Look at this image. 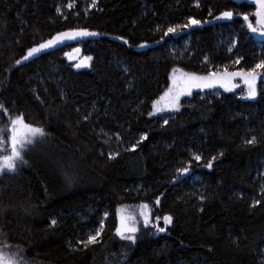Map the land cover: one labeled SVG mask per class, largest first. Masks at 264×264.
Returning a JSON list of instances; mask_svg holds the SVG:
<instances>
[{
	"label": "trees",
	"instance_id": "obj_1",
	"mask_svg": "<svg viewBox=\"0 0 264 264\" xmlns=\"http://www.w3.org/2000/svg\"><path fill=\"white\" fill-rule=\"evenodd\" d=\"M250 10L232 0H97L95 7L81 0H0V104L9 113L0 114V127L22 113L46 133L29 146L26 164L0 176V244L22 249L27 264H263L264 177L257 176L264 84L258 82L255 101L193 94L167 125L149 115L173 68L206 75L255 67L264 41L240 18H253ZM223 11L234 18L217 20ZM188 17L202 26L163 37L167 26ZM73 29L102 35L15 64L28 48ZM221 32L230 33L229 45L236 42L230 54ZM184 36L193 55L179 58L170 47ZM77 47L92 57L86 70L66 60ZM238 57V65L227 66ZM100 134L119 138L115 159ZM144 134L148 139L137 145ZM190 154H199L201 165L175 181ZM141 204L160 217V227L165 215L173 222L163 233L142 229L135 243L118 239L117 208ZM101 224L98 243H77Z\"/></svg>",
	"mask_w": 264,
	"mask_h": 264
},
{
	"label": "snow or ice",
	"instance_id": "obj_2",
	"mask_svg": "<svg viewBox=\"0 0 264 264\" xmlns=\"http://www.w3.org/2000/svg\"><path fill=\"white\" fill-rule=\"evenodd\" d=\"M97 0H91V7H95ZM255 7L254 17L255 25L250 19L248 14H242L241 19L247 24L248 29L252 33H258L259 36L264 37V0H251ZM71 6V5H70ZM199 5L197 4V7ZM59 11V9L57 10ZM211 16V11L209 12ZM234 18V13L232 11H223L220 15L216 16L217 20H232ZM190 26H202V22L193 17H188L187 22L183 24L169 25L166 30L163 31V37L178 35V29H187ZM157 31H160L159 27ZM102 33L89 31L87 29H73L68 31H63L57 33L55 36L39 42L35 46H32L27 49L26 54L20 60H16V65H21L25 61H29L30 58H36L38 55H42L45 51L55 48L58 45H62L66 41L83 39L86 37H96L100 36ZM117 40L123 39L122 37H115ZM160 41H158L159 43ZM124 43H128L127 40H124ZM233 42L232 46L235 47ZM148 45L142 44L140 47H147ZM232 48H229L231 52ZM75 53L80 52V48H74ZM69 59H72V56L69 55ZM241 58H237L234 63L239 64ZM91 56H85L83 58L84 62L77 63L75 66L77 68L86 67L87 61H91ZM256 69H264V60H261L255 65L251 70L243 69L238 71H229L226 67L223 72L209 71L207 75H198L195 72H186L181 68H173L170 80L172 86L164 93L163 96L153 102L152 111L149 115H156L157 113H163L165 111H180L181 106V97L191 96L194 89L203 91L205 89H213L219 86L225 91H233L236 84L233 83L236 77H240L244 84L247 86V94L244 97L245 99L255 100L258 96V89L256 87L257 75ZM179 74V75H178ZM0 114L7 116L8 109L5 105L0 104ZM10 126L9 127H0V174L13 173L17 169V163L26 164L27 160L25 159V153L29 151V146L37 142L38 138H43L46 133L45 130L41 127H37L33 124H30L25 121L24 115L21 113L16 115L14 118L9 116ZM165 125L168 124V120L163 121ZM7 133V135H6ZM147 134L141 136L140 140L137 141V145L144 140H147ZM255 138L249 140L248 143H253ZM5 144L7 147H5ZM137 145L131 146V151H136ZM223 155V153H221ZM193 160L199 162L202 157L197 154L192 157ZM216 157L213 156L210 161L207 162L205 167L211 169L213 166V161ZM191 164L186 165L185 167L178 170L180 175H187L190 171ZM159 205L160 200L157 198L156 202ZM257 203H259L257 201ZM140 215L143 217L144 226L147 227L150 223V212H145L143 210L148 209L147 204H141L140 206ZM202 210V209H201ZM119 216V226L116 228V235L119 236L121 240H128L132 243H135L136 237L135 233L138 231L135 223H129L130 221L135 220V214L131 211L125 209H118ZM160 217H156V222L153 225L156 227L157 232H164L165 227L159 226ZM173 222V217L171 215H165L163 217L164 225H170ZM56 223L55 220H52V224ZM100 229H103V224H101ZM101 230H96L94 234L87 236L86 240H78L77 243L87 247L89 244L98 243V237L101 235ZM5 247H10L5 245ZM211 250V249H210ZM22 249H19L16 253H5L3 249H0V264H27V261L23 259L21 253Z\"/></svg>",
	"mask_w": 264,
	"mask_h": 264
},
{
	"label": "rangeland",
	"instance_id": "obj_3",
	"mask_svg": "<svg viewBox=\"0 0 264 264\" xmlns=\"http://www.w3.org/2000/svg\"><path fill=\"white\" fill-rule=\"evenodd\" d=\"M233 2H235L236 4H241V3H246V4H248L249 6H251V10H250V12H252V17L253 18H250L252 21H253V23H254V25H255V17H254V11H255V5L253 4V3H251V0H232ZM81 2L83 3V4H86V3H89V5H91V0H81ZM72 5H74V3L73 2H70V3H68V6L66 7V9H69L70 7ZM91 7V6H90ZM247 25V24H246ZM251 32V31H250ZM251 34L254 36V38L258 41V42H262V41H264V37H261V36H259L258 35V33H252L251 32ZM179 35V34H178ZM177 35V36H178ZM180 40V42H177V43H175V42H173V43H175L174 44V46H172V47H170V50L172 51V53H173V55H176L177 57H179V58H186V57H192V55H193V53H192V51H191V49H190V45H189V37L188 36H184V37H182V38H180L179 39ZM231 40V35H230V33L229 32H221L220 33V42H222V44H224V45H229V41ZM66 42H68V41H66ZM66 42H64L63 44H65ZM62 44V45H63ZM170 44H172V43H170ZM233 44V43H232ZM232 44H230L229 45V48L231 47H233L232 46ZM62 45H58V46H56L55 48H58V47H60V46H62ZM55 48H53V49H55ZM261 48V46H259V58H258V61H257V63H259L261 60H264V50H261L260 49ZM53 49H50V50H53ZM50 50H47V51H45V52H48V51H50ZM231 52L229 51V54H230ZM69 55H71L72 56V59H69ZM66 60L68 61V62H71V63H73V68H74V70H76V71H81V70H86V69H88V67H89V64H90V61H87L86 63H87V65L88 66H86V67H80V68H77L75 65L77 64V63H81V62H84L83 61V58L85 57V56H83V55H81V53L79 52V53H75V52H73V53H69V54H67L66 56ZM33 58H30L29 60H32ZM236 59H233L232 61H230V63L227 65V66H232V65H236L235 63H234V61H235ZM25 62H27V61H25ZM24 63V62H23ZM256 63V64H257ZM124 69V68H123ZM263 69H256V75H257V82H256V87H257V84H258V82H262L263 84H264V74H261V71H262ZM224 71V69H219V70H217V72H223ZM229 71H238V70H229ZM179 75V74H178ZM199 75V74H198ZM207 75V74H206ZM233 83L234 84H236L237 85V87H235L234 88V90L233 91H225L223 88H220L219 86H217L216 88H213V89H205V90H203V91H200V90H198V89H194L193 90V92H192V95L193 94H199V98L200 99H203V100H207V99H209V98H212V97H218V96H220L221 94H224V93H235L236 94V96H238L240 99H242V100H246V101H255V100H250V99H245L244 97L246 96V94H247V86L244 84V82H243V80L240 78V77H236L235 79H234V81H233ZM172 86V82H171V80H169V84H168V87H167V89L157 98V100H159V98L161 97V96H163L164 95V93L170 88ZM191 95V96H192ZM186 97H190V96H184V97H181V101L183 100V99H185ZM181 103V102H180ZM175 113V111H165V112H163V113H157L156 115H153V116H155V117H159L160 118V120L163 122L165 119H169L170 117L172 118ZM99 136H101V138L103 139V143L105 144V145H110L111 147H112V149H108L107 151H106V155H107V157L109 158V159H115L118 155H119V152H120V140H119V138H117V137H114V138H112V137H110V136H108V135H106V134H100ZM39 139H41V138H38L37 140H39ZM113 139H115L114 141H115V143H113L112 142V140ZM251 140H252V137H251ZM4 153H0V155H3ZM194 155L193 154H190V159H191V161L192 162H183L182 161V163H181V165H182V168L183 167H185L186 165H188V164H191V167L193 166L192 164H194V165H201V160L199 161V162H196L195 160H193L192 159V157H193ZM21 163H17V168L19 167V165H20ZM17 170V169H16ZM179 170V169H178ZM178 170H176V176H175V178L174 179H176L175 181H179V179H185V178H188V177H190L191 176V174H192V172H191V170L189 171V173L187 174V175H180L179 174V172H178ZM2 174H0V176H1ZM264 177V162H263V164H262V168H261V173L257 176V179H259L260 181L262 180V178ZM193 179H194V181H196V177H193ZM262 185V186H261ZM260 186H261V188H260V192H259V194L258 195H261L262 193H264V185L262 184V183H260ZM140 205H124V206H120V207H118L117 208V210H116V219H117V227L119 226V216H118V209H125L126 208V210L127 211H131V212H133L134 214H135V220L134 221H130L129 223H135V225H136V227L138 228V231L135 233V237H136V235L142 230V229H144V230H146V231H148V230H152L153 232H155L156 234H158V233H163V232H157V230H156V227H154L153 225L155 224V222H156V219H153L152 218V216H151V212H150V210H149V208L148 209H145V210H143V211H145V212H150V223L148 224V226L147 227H145L144 226V220H143V217L140 215V211H141V209H140V207H139ZM163 223V222H162ZM159 224H160V222H159ZM165 226H168V225H164V223H163V227H165ZM96 230H101L100 229V226L98 227V228H96V229H94V230H88L85 234H86V236H88V235H90V234H94L95 233V231ZM117 238L118 239H120L119 238V236H117ZM121 240V239H120ZM124 241H126V240H124ZM128 241V240H127ZM0 249H3V251L5 252V253H16L17 251H18V249H16V248H11V247H5V245H2V244H0ZM21 255H22V253H21ZM22 257H23V255H22ZM262 257H263V260H262V262H263V264H264V249H263V253H262ZM23 259H24V257H23Z\"/></svg>",
	"mask_w": 264,
	"mask_h": 264
},
{
	"label": "water",
	"instance_id": "obj_4",
	"mask_svg": "<svg viewBox=\"0 0 264 264\" xmlns=\"http://www.w3.org/2000/svg\"><path fill=\"white\" fill-rule=\"evenodd\" d=\"M223 22H230L231 20H222Z\"/></svg>",
	"mask_w": 264,
	"mask_h": 264
}]
</instances>
